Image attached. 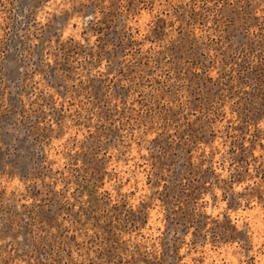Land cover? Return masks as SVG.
Returning a JSON list of instances; mask_svg holds the SVG:
<instances>
[{
  "label": "rangeland",
  "instance_id": "1",
  "mask_svg": "<svg viewBox=\"0 0 264 264\" xmlns=\"http://www.w3.org/2000/svg\"><path fill=\"white\" fill-rule=\"evenodd\" d=\"M0 264H264V0H0Z\"/></svg>",
  "mask_w": 264,
  "mask_h": 264
}]
</instances>
